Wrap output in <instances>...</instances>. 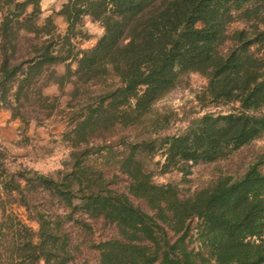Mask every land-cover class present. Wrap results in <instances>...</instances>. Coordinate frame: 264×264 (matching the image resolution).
<instances>
[{
  "label": "trees",
  "instance_id": "trees-1",
  "mask_svg": "<svg viewBox=\"0 0 264 264\" xmlns=\"http://www.w3.org/2000/svg\"><path fill=\"white\" fill-rule=\"evenodd\" d=\"M0 108V264H264V0H0Z\"/></svg>",
  "mask_w": 264,
  "mask_h": 264
},
{
  "label": "rangeland",
  "instance_id": "rangeland-1",
  "mask_svg": "<svg viewBox=\"0 0 264 264\" xmlns=\"http://www.w3.org/2000/svg\"><path fill=\"white\" fill-rule=\"evenodd\" d=\"M51 2V0H42V4L44 6H47L49 3ZM88 25H91L90 23H88ZM92 28H94L95 31H99L98 27L96 25H94ZM86 45H90L92 43V40H87ZM191 83L195 86V87H200L201 85H203L205 83V78L203 76H200L198 74H193L192 78H191ZM192 97V98H191ZM189 96V91L185 90L184 92L180 91L177 93L176 96H173L172 98L167 97V101L169 104H171L175 109H177V111L181 110V106L182 105H194V107H198L197 106V102L194 99V96ZM157 105L159 107H162L164 104H162V101L158 102ZM4 110L3 108H0V134H7V136H15L12 127H9L6 123V117L4 115ZM63 124L62 123H55L50 125L48 128L50 129L51 132H53L55 134V136L59 135V131L63 128ZM48 128H43L44 130H39V132H47ZM10 131L12 133H10ZM36 134V139L37 137L41 140L39 142V139L37 142L38 143H44L43 139L39 136L40 133ZM264 143V136L260 139H258L256 141V145H261ZM66 153V149L64 147V145L59 141L58 143H56V145L54 146V148L50 151V152H44V153H40L37 155H20L18 152V157H17V163L19 164H25V165H30L36 169H38L39 171L42 172H48L52 169H54L55 167L60 165V161L61 159L64 157ZM154 159H159L162 160L163 159V152H159L155 155ZM155 164H153L154 167ZM227 165V164H224ZM210 167L209 165H202V164H198L196 166H194L193 168V172L191 174V185H195V184H201L204 182H207L209 179V175H210ZM180 175V173L176 172V171H168L166 174H162L158 177H160L161 179H167V178H177V176ZM18 211H22V210H18Z\"/></svg>",
  "mask_w": 264,
  "mask_h": 264
},
{
  "label": "crops",
  "instance_id": "crops-1",
  "mask_svg": "<svg viewBox=\"0 0 264 264\" xmlns=\"http://www.w3.org/2000/svg\"><path fill=\"white\" fill-rule=\"evenodd\" d=\"M4 115H5V117L7 118L8 117V111L7 110H4ZM9 126V125H8ZM9 127H11V126H9ZM10 133H12L11 131H10ZM5 136H7V134H5V135H3V134H0V138H3V137H5Z\"/></svg>",
  "mask_w": 264,
  "mask_h": 264
}]
</instances>
